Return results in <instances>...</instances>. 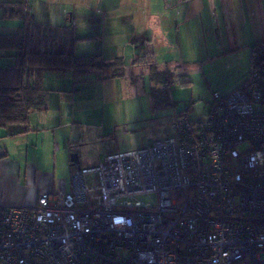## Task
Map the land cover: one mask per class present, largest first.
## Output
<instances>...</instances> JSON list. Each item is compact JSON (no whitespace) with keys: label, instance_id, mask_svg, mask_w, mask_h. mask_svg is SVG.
Wrapping results in <instances>:
<instances>
[{"label":"built area","instance_id":"built-area-1","mask_svg":"<svg viewBox=\"0 0 264 264\" xmlns=\"http://www.w3.org/2000/svg\"><path fill=\"white\" fill-rule=\"evenodd\" d=\"M205 118L78 167L33 208L0 202V264H238L264 252V41ZM152 194L155 204L136 197Z\"/></svg>","mask_w":264,"mask_h":264},{"label":"crops","instance_id":"crops-1","mask_svg":"<svg viewBox=\"0 0 264 264\" xmlns=\"http://www.w3.org/2000/svg\"><path fill=\"white\" fill-rule=\"evenodd\" d=\"M11 1L27 2L37 24L62 28L74 25L79 37L92 38L78 45L112 42L123 44L126 51L131 50L130 53L127 51V56L121 50L108 56L97 45L96 51L85 50L80 54L100 55L107 64L120 62L123 76L109 75L107 78L115 82L127 78L126 66L146 68L137 63L142 56L152 54L158 65L159 51L180 54L183 43L192 44L190 49L195 52L207 49L200 44L212 42L219 45L218 51L223 54H236L238 49L243 53L241 61L245 62V58L251 60L252 49L264 39V0H63L69 3L67 9H60L59 15L56 10H50L45 17H40L42 13L33 0H0V5ZM56 18L63 22H54ZM0 19L10 21L0 22V33H15L22 26L19 20L3 17L1 8ZM86 20H89L87 29H90L80 30L79 21L84 24ZM95 26L99 28L94 29ZM135 42L141 43L142 49H137ZM15 63L13 58L0 55V69L14 67ZM107 73L111 74L93 71L82 78H76L72 73H46L43 86L49 91L47 107L33 112L26 125L0 129L1 204L33 208L37 206L40 194L71 189L72 175L82 166L79 158L74 163L70 160L71 154H67L70 136L64 130L71 126V119L66 108H69L71 97L80 92L77 84L93 77L103 79ZM247 80L248 77L242 75L236 88ZM51 81H56L55 87L50 86ZM79 140L83 141L84 137L80 135ZM58 159L63 164H70L67 175L58 173Z\"/></svg>","mask_w":264,"mask_h":264},{"label":"rangeland","instance_id":"rangeland-1","mask_svg":"<svg viewBox=\"0 0 264 264\" xmlns=\"http://www.w3.org/2000/svg\"><path fill=\"white\" fill-rule=\"evenodd\" d=\"M33 2L42 13L40 17H45L50 10H56L59 15L60 9H67L69 5L63 0ZM58 18L54 22H63ZM0 22L10 21L0 19ZM79 23L80 30L90 29H87V26L90 27L89 20L86 24ZM85 43L78 45V55L85 50L96 51L97 45L108 56L120 50L126 56L131 52H127L120 43ZM191 45L183 43L179 48L180 54L158 52L159 69L167 72V81H155L146 68L126 66L127 78L122 80L112 81L107 79L109 74H105L103 79L93 77L77 84L80 92L78 96L71 97L69 108H66L71 119V126L64 130L70 136L67 150V154H71L70 160L72 156H77L82 167H93L110 156L127 154L166 139L173 135L171 121L177 114H187L194 121L202 120L214 102V93L225 95L237 87V80L242 75L249 78L251 61L245 58L242 62L243 53L238 49L236 54L229 55L219 52L217 43H202L200 47L207 49L196 52L190 49ZM136 48L142 49L141 43L136 44ZM70 83L72 87L73 82ZM55 85L56 81L50 82L51 87ZM80 135L84 137L83 141L79 140ZM57 161L58 173L67 175L70 164ZM136 202L155 204L157 197L141 195L136 197ZM260 260L264 262V252Z\"/></svg>","mask_w":264,"mask_h":264},{"label":"trees","instance_id":"trees-1","mask_svg":"<svg viewBox=\"0 0 264 264\" xmlns=\"http://www.w3.org/2000/svg\"><path fill=\"white\" fill-rule=\"evenodd\" d=\"M0 8L3 17L22 22L17 32L0 33V55L16 61L14 67L0 69V129L26 125L33 112L47 107L49 91L43 86L46 73H72L82 78L93 71H104L113 77L123 76L120 62L107 64L100 55L76 53L79 43L92 38L79 37L74 25L62 28L37 24L25 1L5 2ZM137 63L143 64L155 81H167V72L160 71L152 54L142 56ZM238 264L264 262L247 257Z\"/></svg>","mask_w":264,"mask_h":264},{"label":"water","instance_id":"water-1","mask_svg":"<svg viewBox=\"0 0 264 264\" xmlns=\"http://www.w3.org/2000/svg\"><path fill=\"white\" fill-rule=\"evenodd\" d=\"M72 160H73L74 163H77L78 162V157L75 156V158L73 157Z\"/></svg>","mask_w":264,"mask_h":264}]
</instances>
